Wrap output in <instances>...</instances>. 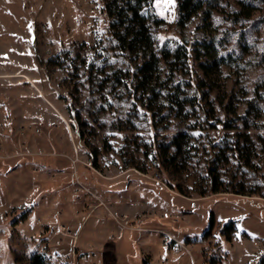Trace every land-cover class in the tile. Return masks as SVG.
<instances>
[{
	"label": "rangeland",
	"instance_id": "1",
	"mask_svg": "<svg viewBox=\"0 0 264 264\" xmlns=\"http://www.w3.org/2000/svg\"><path fill=\"white\" fill-rule=\"evenodd\" d=\"M153 4L155 50L194 48L178 77L200 103L181 111L130 96L140 61L101 0H0V264L42 247L48 264H264V174L230 148L264 140V0H209L200 28L177 23L176 0ZM211 162L246 194L201 196Z\"/></svg>",
	"mask_w": 264,
	"mask_h": 264
},
{
	"label": "trees",
	"instance_id": "2",
	"mask_svg": "<svg viewBox=\"0 0 264 264\" xmlns=\"http://www.w3.org/2000/svg\"><path fill=\"white\" fill-rule=\"evenodd\" d=\"M101 1L103 10L108 19V30L114 38L116 45L120 50H126L133 55L134 58L131 59L140 61L139 65H135L136 71L134 72V76L130 77V81L124 84L125 87H131L130 91L133 93H131L130 96L135 99L134 95L139 93L136 96L137 100L146 104L150 111L153 110L151 105L160 97H163L167 102L166 108L169 106L168 108L172 109L171 106L175 105L180 111L184 109L187 104L190 106L199 104L200 97L188 95L186 90L182 87V83L178 77V73L191 71V53L192 51L194 52V48L190 51L191 45L188 46L189 41L172 50L165 48L159 52L155 50L154 33L163 19L154 10V0ZM246 6L248 7L246 8V12L238 11V14L241 15L244 13L245 18H249L251 16V9L249 8L250 5L247 4ZM176 9L177 23L180 26H184L192 18H198L200 20V25H197L198 28H200L201 25H209V0H176ZM257 21L264 24V13L258 16ZM209 43H202V46H204L205 49H209ZM194 45L200 49L201 44H193V47ZM119 79V77L115 78L117 81ZM118 83L121 82L118 81ZM185 85H191L190 81ZM202 98H205V95ZM205 112L208 116H211L213 111L210 112L205 110ZM219 123L222 124L217 118L211 121V125L218 128L221 127L218 126L220 125ZM223 126L230 127L226 123H224ZM174 138L169 142V145L178 148V139L181 138V136H178L176 139ZM244 143V145H246V153L242 154L243 147L240 148L239 141L235 140L233 146L230 147L232 152L236 151L234 157L238 160H245L244 162L258 157L260 168L264 174V140L260 138L256 141L248 139ZM258 152L259 156L257 155ZM159 153L161 155V150ZM203 175H205L204 179L208 181L207 185L209 188L201 190V192H199L201 196H204L207 192L210 194L218 192L246 194L241 190L220 188L218 185L219 172L217 168L213 166L212 162L208 163ZM259 196L264 197V194ZM24 215L25 213H23L22 217H24ZM229 229L235 231L236 228L233 221H229L223 226L221 234L226 236ZM30 262L31 264H48V258L41 251H33L30 256Z\"/></svg>",
	"mask_w": 264,
	"mask_h": 264
},
{
	"label": "built area",
	"instance_id": "3",
	"mask_svg": "<svg viewBox=\"0 0 264 264\" xmlns=\"http://www.w3.org/2000/svg\"><path fill=\"white\" fill-rule=\"evenodd\" d=\"M156 176H158V174H156ZM65 227L62 225V224H60V223H58L57 222V227H56V231H55V235L57 234H62L63 236L65 235ZM46 240V242H49L50 240H49V238H47V239H45ZM41 252L42 253H45L48 257H50V258H52V257H55L54 255H53V253H51V252H49L48 250H46V248L45 247H42V249H41ZM66 264V263H65ZM68 264V263H67ZM85 264H88V263H85Z\"/></svg>",
	"mask_w": 264,
	"mask_h": 264
},
{
	"label": "snow or ice",
	"instance_id": "4",
	"mask_svg": "<svg viewBox=\"0 0 264 264\" xmlns=\"http://www.w3.org/2000/svg\"><path fill=\"white\" fill-rule=\"evenodd\" d=\"M172 3V0H155V7L157 9H161L159 11L160 15L164 14V11L167 10V6ZM159 40L163 41L165 38L164 37H158ZM112 63H115V61H112Z\"/></svg>",
	"mask_w": 264,
	"mask_h": 264
},
{
	"label": "crops",
	"instance_id": "5",
	"mask_svg": "<svg viewBox=\"0 0 264 264\" xmlns=\"http://www.w3.org/2000/svg\"><path fill=\"white\" fill-rule=\"evenodd\" d=\"M134 219H140V218H134Z\"/></svg>",
	"mask_w": 264,
	"mask_h": 264
}]
</instances>
